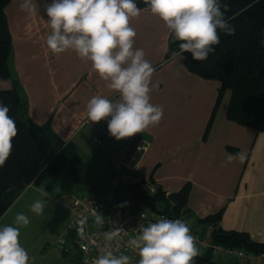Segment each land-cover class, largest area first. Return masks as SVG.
Listing matches in <instances>:
<instances>
[{
    "label": "crops",
    "instance_id": "obj_1",
    "mask_svg": "<svg viewBox=\"0 0 264 264\" xmlns=\"http://www.w3.org/2000/svg\"><path fill=\"white\" fill-rule=\"evenodd\" d=\"M19 2L14 6L17 21L11 23L15 35L12 68L13 78L27 100L28 117L34 123L50 126L59 139L71 142L89 167L87 181L80 185L75 182L70 165L63 169L65 177L61 175L63 171L57 175L59 181L67 178L69 185H76L71 194L85 186L97 189L95 185L107 181L111 163L106 179L103 172L98 171L97 175L91 171L87 150L93 145L91 132L95 122L88 119L86 105L96 95L116 101L119 93L105 86L90 62L80 60L72 51L57 57L47 47L50 30L43 5L52 0H34L38 6L34 16L22 12ZM140 9L139 19L131 22L137 33L134 47L142 48L156 69L152 82L159 86L151 92L150 102L164 110L160 124L145 131L151 141L142 165L145 175L169 193L190 183L186 215L193 221L199 220L202 225L206 217L223 210L218 221L221 228L247 232L254 241L264 242V132L229 120L227 96L216 108L219 82L189 71L183 55L168 57L164 48L176 40L174 34L162 19L151 16L149 8ZM9 82L3 81L2 88L12 87ZM100 123L108 125L107 120ZM241 150L247 153L244 163L226 162L229 155ZM48 178L44 185L52 183ZM34 186L30 184L25 190ZM64 206L70 211L65 203ZM7 211L0 217V228L4 227L1 224ZM77 257L78 250L71 258L72 264ZM215 259L223 264H264V256L220 255Z\"/></svg>",
    "mask_w": 264,
    "mask_h": 264
},
{
    "label": "clouds",
    "instance_id": "obj_2",
    "mask_svg": "<svg viewBox=\"0 0 264 264\" xmlns=\"http://www.w3.org/2000/svg\"><path fill=\"white\" fill-rule=\"evenodd\" d=\"M144 3L153 15L165 22L176 40L181 41L179 50L171 53L173 59L191 53L193 60L203 61L215 50L213 45L220 43L218 30L227 34L234 31L225 19L228 6L222 5L221 0H144ZM43 7L50 30L46 44L52 53L59 57L68 51L74 52L80 60L91 63L92 70L109 90L119 93L116 101L103 95L93 96L86 105L88 119L95 123L107 120L108 132L117 140L158 126L164 110L150 102L151 92L159 86L152 82L156 69L146 59L145 51L134 47L137 33L131 22L141 16L135 0H52ZM19 8L28 16L38 11L34 0H20ZM164 51H169L167 46ZM17 133L9 108L0 104V166L10 157ZM246 159L247 153L241 150L234 156L229 155L226 162L244 163ZM39 192L45 199H37L30 205V210L37 215L43 213L51 199L45 188ZM14 223L16 226L0 228V264H30L29 253L19 239L20 227L28 226L30 219L18 213ZM95 223L103 225L104 216L97 213ZM138 228L139 233L128 241V248L138 250V264H192L198 255L196 239L184 220L161 218L146 226L140 224ZM122 231L118 227L103 233L105 246L91 264H130L128 255H117L110 250L111 242ZM79 235L82 239L85 237L83 226L79 228ZM84 264H89L87 257Z\"/></svg>",
    "mask_w": 264,
    "mask_h": 264
},
{
    "label": "trees",
    "instance_id": "obj_3",
    "mask_svg": "<svg viewBox=\"0 0 264 264\" xmlns=\"http://www.w3.org/2000/svg\"><path fill=\"white\" fill-rule=\"evenodd\" d=\"M11 1L0 0V81H12V87H0V104L9 108V116L15 121L18 133L13 138L10 157L0 166V217L27 186L40 185L48 175H59L67 165L71 166L78 185L86 182L89 176V167L71 142L59 139L50 126L34 123L28 117L27 100L20 91L19 82L13 78L14 71L9 62L13 50V35L6 8ZM135 2L139 8H149L144 0ZM221 4L228 6L225 19L234 31L227 34L218 30L220 43L213 45L215 50L203 61L193 60L191 53H184L185 65L189 71L219 82L216 108L226 94H229V120L264 132V0H221ZM180 43L181 41L175 40L169 45L168 57L172 56L173 51L179 50ZM215 112L216 109L213 117ZM107 181L95 185V188L102 187ZM190 190L191 184L186 183L179 191L168 194L159 184L155 194L149 195L143 191H134V194L158 211L177 217L186 215ZM121 207L122 201L119 199L106 216L110 218L114 210ZM222 211L204 219L217 222L212 233L213 241L223 246L263 254L264 242L254 241L247 232L227 231L218 225ZM109 218L106 224L109 223ZM192 264L223 263L215 259L211 250H207L205 253H198Z\"/></svg>",
    "mask_w": 264,
    "mask_h": 264
},
{
    "label": "built area",
    "instance_id": "obj_4",
    "mask_svg": "<svg viewBox=\"0 0 264 264\" xmlns=\"http://www.w3.org/2000/svg\"><path fill=\"white\" fill-rule=\"evenodd\" d=\"M88 122V120L86 121ZM91 143L101 149L110 147L111 172L105 185L98 189L84 191L79 190L71 194L65 204L73 214V219L64 233L59 237L55 248L68 250V243H72L78 250V257L73 264H84L85 257L89 264L97 258L105 246L103 233L122 227L121 236L111 242V251L114 254H126L130 257V264H138L140 259L138 250L128 248V241L139 233L138 225L156 222L161 218L182 219L169 213L158 211L146 200L135 196L134 191H143L146 194H155L159 189V183L147 177L142 169L143 161L151 146V141L146 133L137 134L134 137L117 140L108 132V125L92 123ZM128 190L124 195L122 191ZM169 194V192H167ZM122 201L121 209L114 210L111 217L107 213L118 200ZM100 213L104 216V224L97 225L95 216ZM143 218L141 219V215ZM110 219L106 224V220ZM85 221L82 225L81 222ZM85 229V237L79 235V228ZM198 250L209 249L210 242L194 236ZM221 246L215 248L213 253L217 255L227 252L230 255L243 257L247 251L242 249ZM226 250V251H225ZM198 253H202L199 251Z\"/></svg>",
    "mask_w": 264,
    "mask_h": 264
},
{
    "label": "rangeland",
    "instance_id": "obj_5",
    "mask_svg": "<svg viewBox=\"0 0 264 264\" xmlns=\"http://www.w3.org/2000/svg\"><path fill=\"white\" fill-rule=\"evenodd\" d=\"M18 0H12L11 3L7 6L6 12L9 20V25L11 28V23L17 21V9L14 10V6ZM19 8V6H18ZM151 16H154L153 14ZM13 27V26H12ZM21 27V26H20ZM12 32V30H11ZM13 34V33H12ZM15 37V35H14ZM12 37V40H14ZM17 37L16 39H21ZM14 51V43H13ZM11 68L13 67V53L9 59ZM14 70V68H12ZM3 81L9 82V79H1L0 87L3 85ZM10 83V82H9ZM218 95V94H217ZM226 96L229 98V94ZM225 96V97H226ZM87 153L90 155L89 161L91 163V171L97 174L98 171L104 173V178L107 177L108 167L111 163V152L110 147L107 149H99L97 146H89ZM65 170L61 175L65 177ZM64 173V174H63ZM100 174V173H98ZM97 174V175H98ZM52 183L49 185H44L42 182L40 185H35L33 188H28L23 192L19 197L17 202L10 207L11 212L3 220L1 226L12 225L16 226L14 221L18 213L26 214L30 223L26 227H20V243L28 251L30 256V264H72L71 258L76 253V247L72 243H68V252L60 251L55 248V244L59 237L64 233L66 228L69 226L70 222L73 219V214L65 206L64 203L68 199V195L75 191L76 185H69L70 180L67 178L61 179L56 175H48ZM47 176V177H48ZM69 177V176H68ZM94 177V176H93ZM72 179L71 177H69ZM46 179V178H45ZM104 182V181H103ZM45 188V190L51 194V199L45 206V209L42 214L37 215L30 210V205L37 199H45L40 196L39 189ZM54 189H59V191L54 192ZM84 191H90L89 187H84ZM128 190L122 191L124 195L128 194ZM179 217L188 223L191 234L196 237H200L204 241L210 242L209 249L200 248L199 251L205 253L207 250H211L215 258H217V253H213V250L221 248V244H217L213 241L212 233L215 229L217 222L209 221L203 222L202 226L199 220L193 221L192 218H188L187 215L183 214ZM211 229V230H209ZM197 239V238H196ZM235 248V247H234ZM227 249V246L224 247ZM226 251V250H225ZM246 251V250H244ZM222 256H230L227 252H223ZM247 255L239 257L233 255L237 258H246V257H255V256H264V253L255 254L247 251ZM232 256V255H231Z\"/></svg>",
    "mask_w": 264,
    "mask_h": 264
}]
</instances>
